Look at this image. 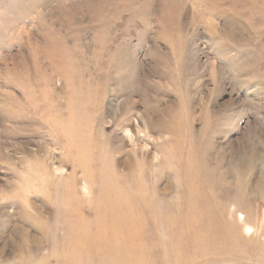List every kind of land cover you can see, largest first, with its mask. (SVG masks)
<instances>
[{
	"label": "rangeland",
	"instance_id": "374dc122",
	"mask_svg": "<svg viewBox=\"0 0 264 264\" xmlns=\"http://www.w3.org/2000/svg\"><path fill=\"white\" fill-rule=\"evenodd\" d=\"M234 1L0 0V264H119L61 235L70 212V236L96 237L74 218L95 215L97 161L121 158L156 199L134 263L264 264V0Z\"/></svg>",
	"mask_w": 264,
	"mask_h": 264
},
{
	"label": "bare ground",
	"instance_id": "6f19581e",
	"mask_svg": "<svg viewBox=\"0 0 264 264\" xmlns=\"http://www.w3.org/2000/svg\"><path fill=\"white\" fill-rule=\"evenodd\" d=\"M236 1L238 0H235L234 2ZM74 95H75L74 92L70 94V100H71L70 103L72 104V108H73L72 114H76V115L71 114L70 117L77 116L78 119L80 120V124L83 126L85 124V121L83 120L81 116L83 115L82 111L77 113L76 106L78 105V102L80 103V105H84L85 102L87 101V97H85L86 99H78V102H77ZM179 125H180V121H178V119H174L172 120V123L170 126L176 128ZM80 133H81V130H80ZM251 143H252L251 138H249L246 141L247 147L249 146L251 148V146H253ZM95 146L97 147V145ZM251 149H252V152L250 153V160L255 161V159L257 160V157L259 155L257 154L256 149H253V148ZM99 150H98L99 154L102 155V153ZM186 154H185L186 158L183 159V161H181L182 163L181 166H183V169H184V174L186 178V187H187L186 188L187 197H186L185 206H189L190 209H193V208H198V203L201 199V196L205 195V188L202 185H199V183L196 181V175H198L197 174L198 173V170H197L198 163L196 159L194 158V154L192 152L188 153L187 155ZM128 161L129 160L121 158L120 160H117L115 162V167H111V168H107V167L103 168L101 164V160L97 161V163L99 164L98 173L100 177L99 179L100 186L98 187H101L102 190L99 195V198H97L98 206L95 210V215L93 219L91 220L82 221L80 219V213H79L77 214L76 218H74V220L83 222V223H78L79 225L82 224L83 226H87L88 225L87 222H89L92 225L98 226L99 227L98 233L96 234V237L93 239L92 235L80 233L82 231H79L77 229L74 232L71 231V236H70V212L69 213L64 212L62 221L65 223L66 227H65V232L62 233L61 235L63 243H64L63 244L64 248L70 247V240L73 242H76V245H78L81 242L89 241L93 243L92 245L99 246L100 250L103 251V254H104L103 257H105L107 260H115L119 264H136V262L135 263L133 262V259L136 257L137 254L130 253V255H127L126 251H124L123 244L128 243L129 247L132 246L133 241L130 238L132 237V235L138 232L137 231L138 228L140 227L141 223L144 221V215L142 214L143 211L145 209H148L149 207H153L156 199L152 197L153 192L149 189L150 177L140 175L138 173H134L132 168L128 165ZM116 164H122L124 167L129 169V171L126 172V171L121 170L120 169L121 167L120 166L118 167ZM217 169L218 167H216V171ZM219 169H220V165H219ZM232 169L233 167H231L230 165L227 166L225 170L226 174L231 173ZM221 182H225V180L223 179L221 180ZM159 194L160 192H158L157 197H159ZM76 213H78V211ZM187 219L188 220L191 219L190 213L188 214ZM59 228L60 227L57 224L54 226V229L58 230ZM125 239L127 240L125 241ZM133 245H134V242H133ZM68 264H78L75 256L70 258V260L68 261Z\"/></svg>",
	"mask_w": 264,
	"mask_h": 264
}]
</instances>
